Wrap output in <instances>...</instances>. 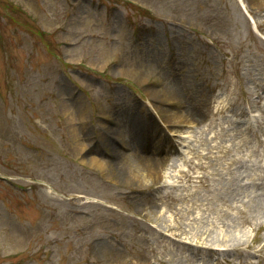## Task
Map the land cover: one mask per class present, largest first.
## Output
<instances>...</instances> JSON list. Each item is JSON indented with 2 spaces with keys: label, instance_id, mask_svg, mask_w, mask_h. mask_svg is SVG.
<instances>
[{
  "label": "rangeland",
  "instance_id": "obj_1",
  "mask_svg": "<svg viewBox=\"0 0 264 264\" xmlns=\"http://www.w3.org/2000/svg\"><path fill=\"white\" fill-rule=\"evenodd\" d=\"M146 263L264 264V0H0V264Z\"/></svg>",
  "mask_w": 264,
  "mask_h": 264
},
{
  "label": "bare ground",
  "instance_id": "obj_2",
  "mask_svg": "<svg viewBox=\"0 0 264 264\" xmlns=\"http://www.w3.org/2000/svg\"><path fill=\"white\" fill-rule=\"evenodd\" d=\"M251 2L253 4H262V0H251ZM170 121L173 123L176 121V119H173L172 116H170ZM137 124H139L138 122H136V124H131L129 123L128 124V127H127V130H122L121 128V132L122 133H126L128 135L129 138L133 139V140H137L140 136L138 134L135 133L134 129L137 128ZM123 127V126H122ZM124 128V127H123ZM140 132H142V129L140 130ZM128 142V141H127ZM122 142L121 144H130L129 142ZM125 146V147H128V146ZM80 146H83V143L80 142ZM132 149V148H131ZM117 158V164L119 163V167L122 168V167H125L126 164H127V160L123 159L125 156L123 154L122 151L120 150H117L116 147H114L113 151H112V156H114ZM123 159V160H122ZM128 159V158H127ZM138 160V159H137ZM83 161L87 162L88 164H91L99 169H102L104 166H105V161L103 158H100V157H97V156H93V155H88L87 157L86 156H83ZM132 164V162H130L128 160V167ZM146 169H142L141 170V174L139 173H132L130 174V176H133V178H136L137 177V180L139 181H146L149 183H151V181L149 180L148 176H156L158 174V170L155 168V167H151V168H148L147 170L148 171H144ZM158 211V210H157ZM147 264V263H146Z\"/></svg>",
  "mask_w": 264,
  "mask_h": 264
},
{
  "label": "trees",
  "instance_id": "obj_3",
  "mask_svg": "<svg viewBox=\"0 0 264 264\" xmlns=\"http://www.w3.org/2000/svg\"><path fill=\"white\" fill-rule=\"evenodd\" d=\"M149 12V11H148Z\"/></svg>",
  "mask_w": 264,
  "mask_h": 264
}]
</instances>
